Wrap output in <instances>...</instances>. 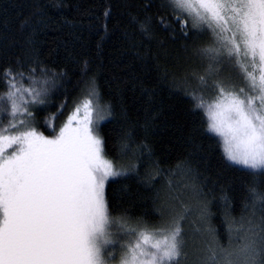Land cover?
Here are the masks:
<instances>
[{
  "label": "snow or ice",
  "instance_id": "6c2138e0",
  "mask_svg": "<svg viewBox=\"0 0 264 264\" xmlns=\"http://www.w3.org/2000/svg\"><path fill=\"white\" fill-rule=\"evenodd\" d=\"M160 7L176 19L137 21L144 38L152 40L158 31L175 34L173 24L186 38L189 22L194 32L209 31L213 44L195 50L209 63L195 79L207 85L227 63L238 69L249 90L214 79L217 94L211 101L203 91L189 93L195 108L207 115L206 130L222 139L226 160L249 170L253 179L245 207L253 217L259 212L258 219L242 218L236 228L243 233L239 248L209 244L198 264H264V0H162ZM22 69L0 72L6 89L0 95V116L6 120L0 124V264H112L117 253L118 264L186 261L183 215L155 229L130 228L113 218L106 185L138 174L135 164H117L131 161L136 152L124 131L114 145L115 158H109L101 124L113 111L100 106L94 86L59 131L53 127L54 134L45 135L38 130L35 109L47 104V89L24 87ZM36 71L29 69L27 79L34 81ZM55 118L53 113L43 122Z\"/></svg>",
  "mask_w": 264,
  "mask_h": 264
},
{
  "label": "trees",
  "instance_id": "16d2710c",
  "mask_svg": "<svg viewBox=\"0 0 264 264\" xmlns=\"http://www.w3.org/2000/svg\"><path fill=\"white\" fill-rule=\"evenodd\" d=\"M161 2L0 0V72L23 65L24 87L47 89V104L35 109L38 130L45 135L54 134L53 127L58 132L94 86L101 104L113 111L101 124L109 158H115L114 145L124 131L136 152L131 161L117 164H135L138 174L106 185L113 218L130 228H160L176 215L191 218L182 206L172 212L177 200H198L204 220L194 228L204 227L209 244L225 248L242 218L259 217L245 207L253 177L226 160L220 137L206 130L207 115L195 108L189 93L203 91L211 101L217 94L213 80L228 84L232 67L221 65L218 76L199 84L194 74H205L209 61L195 50L212 45L213 38L209 31L194 32L190 22L186 38L179 24H173L175 34L158 31L152 40L144 38L137 21L176 19ZM31 68L37 69L34 81L27 79ZM5 90L0 80V95ZM53 113L56 118L45 124ZM0 121L6 124L3 116ZM191 227L189 222L186 228Z\"/></svg>",
  "mask_w": 264,
  "mask_h": 264
},
{
  "label": "rangeland",
  "instance_id": "374dc122",
  "mask_svg": "<svg viewBox=\"0 0 264 264\" xmlns=\"http://www.w3.org/2000/svg\"><path fill=\"white\" fill-rule=\"evenodd\" d=\"M227 64V63H225ZM224 65V64H223ZM231 68V66H230ZM231 71V78L230 81L228 82V84L226 85H234L236 90H239L240 88H244L246 92H248V87L247 84L245 82V80L242 78L241 73L238 71V69L233 68L230 69ZM236 78V79H235ZM96 98H94L95 100ZM99 104L100 106H103L99 100ZM1 123V121H0ZM103 123V122H102ZM221 139V138H220ZM221 143H222V147H223V141L221 139ZM185 205V207L183 206ZM182 206V208H186V210L191 211V213H193L191 215V218L186 219V216H183V219L181 220V224L183 227V231L185 234V237L188 241V244L185 249V251H187L188 253V258L186 261H183L182 264H198V258L204 257L206 255H208V245L209 242L206 238L205 235V229L204 227H202L200 230L198 228H194V226H197V222L199 223H203L204 218L202 217V215L200 214V209L202 207V204L199 203L198 200H194L193 202H186V201H181V200H177L173 206L172 212L176 211L174 208H178ZM189 222L192 224L191 228H186L189 224ZM119 228L118 224H114L113 225V230H117ZM243 233H238L236 231L235 235L233 236L232 241L230 242V244L228 245V247H225L226 250L228 251H232L236 248H239L242 244H243V240L241 239ZM198 241H202V243H207L206 245H200V247H196L198 244ZM213 246H216V244L214 242H212ZM118 260H119V253H117V260L113 261L112 264H118Z\"/></svg>",
  "mask_w": 264,
  "mask_h": 264
}]
</instances>
